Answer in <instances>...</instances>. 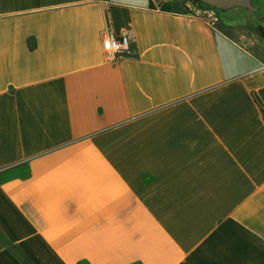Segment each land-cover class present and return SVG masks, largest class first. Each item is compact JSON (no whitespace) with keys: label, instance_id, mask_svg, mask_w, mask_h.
<instances>
[{"label":"crops","instance_id":"obj_1","mask_svg":"<svg viewBox=\"0 0 264 264\" xmlns=\"http://www.w3.org/2000/svg\"><path fill=\"white\" fill-rule=\"evenodd\" d=\"M152 1L0 0V264H264V63Z\"/></svg>","mask_w":264,"mask_h":264},{"label":"rangeland","instance_id":"obj_2","mask_svg":"<svg viewBox=\"0 0 264 264\" xmlns=\"http://www.w3.org/2000/svg\"><path fill=\"white\" fill-rule=\"evenodd\" d=\"M250 8L223 6L216 8L201 0H153L152 6L162 10L184 12L187 8L199 6L214 11L218 18L216 26L234 37H239L250 52L264 63V0H248Z\"/></svg>","mask_w":264,"mask_h":264},{"label":"built area","instance_id":"obj_3","mask_svg":"<svg viewBox=\"0 0 264 264\" xmlns=\"http://www.w3.org/2000/svg\"><path fill=\"white\" fill-rule=\"evenodd\" d=\"M184 13L192 17L200 18L213 25H216L218 21L214 11L202 9L199 6L189 7ZM103 49L108 60L111 62L133 56L131 39L129 35L126 34L118 36L113 32L107 33L103 40Z\"/></svg>","mask_w":264,"mask_h":264},{"label":"water","instance_id":"obj_4","mask_svg":"<svg viewBox=\"0 0 264 264\" xmlns=\"http://www.w3.org/2000/svg\"><path fill=\"white\" fill-rule=\"evenodd\" d=\"M201 2L216 8H221L223 6L251 7L248 0H201Z\"/></svg>","mask_w":264,"mask_h":264},{"label":"trees","instance_id":"obj_5","mask_svg":"<svg viewBox=\"0 0 264 264\" xmlns=\"http://www.w3.org/2000/svg\"><path fill=\"white\" fill-rule=\"evenodd\" d=\"M164 11H171V9L170 8H164ZM185 12V11H184ZM184 12H181V13H184Z\"/></svg>","mask_w":264,"mask_h":264}]
</instances>
